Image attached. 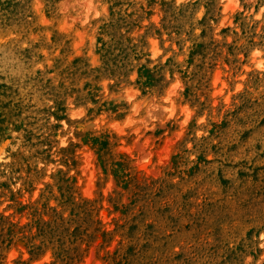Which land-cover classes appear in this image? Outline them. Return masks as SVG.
<instances>
[{"label": "rangeland", "instance_id": "1", "mask_svg": "<svg viewBox=\"0 0 264 264\" xmlns=\"http://www.w3.org/2000/svg\"><path fill=\"white\" fill-rule=\"evenodd\" d=\"M0 145V264H264V0H0Z\"/></svg>", "mask_w": 264, "mask_h": 264}, {"label": "bare ground", "instance_id": "2", "mask_svg": "<svg viewBox=\"0 0 264 264\" xmlns=\"http://www.w3.org/2000/svg\"><path fill=\"white\" fill-rule=\"evenodd\" d=\"M130 97H131V96H130V94H129V95L127 96V99H130ZM0 146H1V145H0ZM1 154H2V153H0V158H1Z\"/></svg>", "mask_w": 264, "mask_h": 264}]
</instances>
